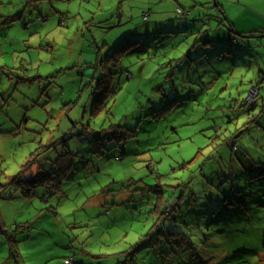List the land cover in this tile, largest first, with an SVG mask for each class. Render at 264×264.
Masks as SVG:
<instances>
[{
  "label": "rangeland",
  "instance_id": "1",
  "mask_svg": "<svg viewBox=\"0 0 264 264\" xmlns=\"http://www.w3.org/2000/svg\"><path fill=\"white\" fill-rule=\"evenodd\" d=\"M245 4L0 0V264L124 263L149 233L135 264H264L262 223L241 229L207 203L217 209L233 187L254 192L240 174L264 159V35L245 39L254 44L248 54L228 43ZM248 92L245 109L260 115L251 124L240 109ZM237 130L233 152L224 141ZM241 156L251 162L244 168ZM32 160L34 170L21 173ZM38 171L55 179L11 185ZM229 174L228 185L216 177ZM178 185L197 191L202 213L184 207L162 227L185 240L154 227L152 214Z\"/></svg>",
  "mask_w": 264,
  "mask_h": 264
},
{
  "label": "trees",
  "instance_id": "2",
  "mask_svg": "<svg viewBox=\"0 0 264 264\" xmlns=\"http://www.w3.org/2000/svg\"><path fill=\"white\" fill-rule=\"evenodd\" d=\"M181 11H183V14L178 12L177 9V13L188 17L189 13L185 12L184 10L180 9ZM22 14L19 13L17 14L15 17H12L10 20L11 21H15L16 19H21ZM145 20V19H144ZM63 24V23H62ZM230 26V33L233 34V36H231L228 39V43L230 45L235 46L238 49H242L244 51L248 53H250V49L253 48L252 46L254 44H250L248 43L245 39L246 38H259L260 36L264 35V31L263 30H251L248 33H237L234 28ZM246 37V38H243ZM238 38L240 39V41L243 39V41L239 42ZM208 41V40H207ZM252 45V46H250ZM231 53V50L226 51V53ZM223 53H222V57H223ZM232 56V54H231ZM238 58L233 57L234 59V66H236L237 63L241 62L242 63V57L241 55H236ZM226 58V57H225ZM217 79V78H216ZM263 81V80H262ZM261 81V82H262ZM261 84H257L256 85V89L258 91V98L261 95V89L262 87L260 86ZM101 87H99L100 89ZM248 96V93H247ZM246 96V97H247ZM236 104H234L237 108L238 104L237 102L239 101L238 99H234L233 100ZM231 102V101H230ZM253 102H247L246 98L243 104L240 105V109L241 110H245V117H247V122L248 124L253 123V121H255L257 118H260V115L256 114V112H254L253 109L248 110V108L245 109L246 104H252ZM231 106V105H230ZM228 108H234V107H228ZM239 108V107H238ZM96 111H98V108H95ZM262 110L264 111V102L262 104ZM221 128H217V131L220 132ZM244 130H237L234 133H230L228 138H225L224 144L228 145L231 144V149L232 151H236L238 150V146L236 143V139L238 137V135L240 133H242ZM107 132H109V130H101L100 133H104L106 134ZM205 131H202L201 134L204 135ZM213 141L216 143V146H212L214 148H212L214 150V153L216 151H218V148H220L222 145L218 144L217 142L220 141V137L216 135V138H213ZM213 152L211 153V155L214 154ZM67 155H69L70 157H72L73 155L68 152L66 153ZM197 157L199 158H204V150L201 148L199 149L198 153L196 154ZM248 156V155H247ZM203 160V159H202ZM195 160H192L191 162L194 163ZM237 162H239L242 165V168H244L246 163H251L249 160H246V158H244L243 156H241V158H239L237 160ZM70 163L68 162V164L65 166V168H69L70 169ZM35 161L32 160L29 164L26 165V167L23 169V171L21 173H27V172H31L32 170H34L33 168L35 167ZM38 168V167H37ZM40 170V169H39ZM213 173H215V170L213 169ZM24 174H19L16 176V178H14L11 182V185L15 186L16 189H21V187H27V186H34L37 183H45V181H49L51 179H55L54 174H48V177L45 175H42L41 173L36 172L34 174L30 173L29 177H25L27 180H23L20 179L21 177H24ZM36 174V181H35V176ZM216 174V173H215ZM24 175V176H23ZM221 177V180H223L224 182H228L227 185L229 184V181H233V177L234 174H229V175H216L217 179H219V177ZM240 178L247 181L249 184H253L256 189L254 192L252 193H245L244 191H240V190H235L234 187L232 188V191H230V195L227 194H222L221 198H219L217 205L219 206L217 209L214 207H212L213 203L211 204L209 202V200H207L209 209L211 210V215L215 216V215H221V213L225 214V212H222L223 209L225 211H227L228 213H230L231 216L233 217H237L236 219L241 221V225H239V227L242 229L243 227V222L246 223H253L254 225H257L258 223H262L261 228H259L257 226L258 229L261 230L262 232V242H264V159L261 161H254L252 159V163L251 166L246 168L245 172H242L240 174ZM56 184V183H55ZM55 184L53 186H55ZM58 186V188L60 189V183L59 185L56 184ZM211 185V184H210ZM226 185V186H227ZM182 185H178L177 188V192L175 193V198L177 201L176 203L172 206V198H166V195H164L163 193L160 194V197L157 198L156 203L153 204L154 206V211L152 212V214L156 215L158 217V220L160 221L156 226L154 227H160L162 229L161 232L163 231H167L166 229H164L162 227V223L164 219H168V220H174L176 222L177 220V216H179V214H181V210L186 207L187 210L191 209L193 211H200V209L198 208V193H194V192H190L187 191V189H183ZM182 190V191H181ZM182 192V196L180 199H178V195L179 193ZM177 196V197H176ZM0 198H1V194H0ZM100 196H98L97 199H99ZM109 198V197H107ZM107 201V200H105ZM104 201V202H105ZM103 203V201H102ZM207 206V207H208ZM214 206V205H213ZM113 213V212H112ZM200 213H202V211H200ZM184 222L180 223V226H183ZM197 227H199V224L197 225ZM196 227V228H197ZM250 228L252 229V227L250 226ZM19 229H24V227L19 228ZM2 232H4L6 234V241L12 245L14 242V237L7 231V230H2ZM169 233V238L172 239L173 236L178 237L177 239H181V240H185L187 238L186 235L179 233V232H173L168 230L167 231ZM149 236L151 238V234H147L145 237H143L135 246L131 247L128 252H127V259L125 260L124 263H119V264H135V255L136 253H138V251H141L145 245L149 242ZM175 248L173 245H171L170 243V248ZM160 254H162L161 252H159ZM164 256V255H163Z\"/></svg>",
  "mask_w": 264,
  "mask_h": 264
},
{
  "label": "crops",
  "instance_id": "3",
  "mask_svg": "<svg viewBox=\"0 0 264 264\" xmlns=\"http://www.w3.org/2000/svg\"><path fill=\"white\" fill-rule=\"evenodd\" d=\"M216 1L217 0H214V2H216ZM246 3L247 4H245V6H242V12H241V14H243V20L245 22L244 24L235 23V22L230 23L227 20L226 16L224 15L223 11H221V13L224 15L226 21L229 22V25H231L234 28V30L239 34H241V33L246 34V33L250 32L251 30H255V29L264 31V29H262L261 26H259V24H257L255 22V20H256L255 17H259L261 19L264 18V16H263L264 15V0H246ZM216 6H218L217 3H216ZM247 13H249L250 16H248ZM62 23L65 24V21L63 20ZM243 38H246V37H243ZM261 38H264V36ZM246 39H254V38H246ZM210 40L211 39H209V42H210ZM259 45H261V44H259Z\"/></svg>",
  "mask_w": 264,
  "mask_h": 264
},
{
  "label": "built area",
  "instance_id": "4",
  "mask_svg": "<svg viewBox=\"0 0 264 264\" xmlns=\"http://www.w3.org/2000/svg\"><path fill=\"white\" fill-rule=\"evenodd\" d=\"M178 12L181 13V14H183V11H181L180 9H178ZM143 16H144V19H147V18L149 17L148 14H144ZM254 89L257 91L256 88H254ZM254 89H253V90H254ZM249 99H250V96L248 95V100H249Z\"/></svg>",
  "mask_w": 264,
  "mask_h": 264
},
{
  "label": "water",
  "instance_id": "5",
  "mask_svg": "<svg viewBox=\"0 0 264 264\" xmlns=\"http://www.w3.org/2000/svg\"><path fill=\"white\" fill-rule=\"evenodd\" d=\"M181 196H182V193L178 196V199H180L181 198ZM176 199L175 200H173V202H172V206L176 203Z\"/></svg>",
  "mask_w": 264,
  "mask_h": 264
},
{
  "label": "bare ground",
  "instance_id": "6",
  "mask_svg": "<svg viewBox=\"0 0 264 264\" xmlns=\"http://www.w3.org/2000/svg\"><path fill=\"white\" fill-rule=\"evenodd\" d=\"M249 93H250V92H248V94H249ZM251 96H252V95H251ZM252 97H253V96H252ZM252 97H251V98H252ZM251 98H250V99H251ZM246 100H248V96L246 97ZM251 102H252V101H251Z\"/></svg>",
  "mask_w": 264,
  "mask_h": 264
}]
</instances>
